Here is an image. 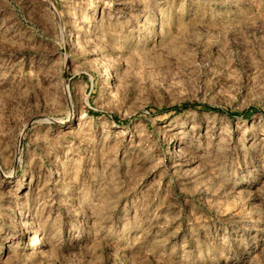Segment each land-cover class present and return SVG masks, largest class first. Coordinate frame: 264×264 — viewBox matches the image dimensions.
Here are the masks:
<instances>
[{"label": "rangeland", "instance_id": "374dc122", "mask_svg": "<svg viewBox=\"0 0 264 264\" xmlns=\"http://www.w3.org/2000/svg\"><path fill=\"white\" fill-rule=\"evenodd\" d=\"M0 264H264V0H0Z\"/></svg>", "mask_w": 264, "mask_h": 264}, {"label": "bare ground", "instance_id": "6f19581e", "mask_svg": "<svg viewBox=\"0 0 264 264\" xmlns=\"http://www.w3.org/2000/svg\"><path fill=\"white\" fill-rule=\"evenodd\" d=\"M70 33L71 34H73V36H74V41H78L79 40V37H78V35H77V33L76 32H74L73 30H70ZM105 76H106V78H105V80L108 82V80H112L111 82H108L107 83V89H113L115 86H116V84H114V79H115V76H114V74H113V72H112V70L110 69V68H106V74H105ZM170 143L172 144V146H173V148H176L177 149V147H179V146H176L175 145V141L173 140V139H171L170 140ZM6 178H9V179H12V178H14V176L13 175H4ZM23 185H24V182H21V184H20V186H19V189H21V188H23ZM25 233H29V237L27 236L26 237V240H27V244L29 245V246H31V245H33V244H35V241L34 242H32L31 240H32V238H37V234H38V231H37V229L35 228V227H31L27 232H25ZM20 234H24V232L22 231V233H20Z\"/></svg>", "mask_w": 264, "mask_h": 264}]
</instances>
